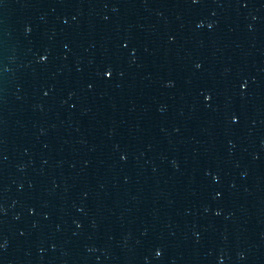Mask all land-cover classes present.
Returning a JSON list of instances; mask_svg holds the SVG:
<instances>
[{"label":"water","instance_id":"obj_1","mask_svg":"<svg viewBox=\"0 0 264 264\" xmlns=\"http://www.w3.org/2000/svg\"><path fill=\"white\" fill-rule=\"evenodd\" d=\"M0 264H264V0H0Z\"/></svg>","mask_w":264,"mask_h":264},{"label":"snow or ice","instance_id":"obj_2","mask_svg":"<svg viewBox=\"0 0 264 264\" xmlns=\"http://www.w3.org/2000/svg\"><path fill=\"white\" fill-rule=\"evenodd\" d=\"M194 2H195V0H194ZM41 59H42V60H46L47 57L42 56ZM112 74H113V73H112V70H111V69L105 70V72L103 73V75L108 76V77H111ZM242 87H243V85H242ZM205 99H206V100H210L211 97H210V96H206ZM236 119H237L236 117H233V120H234V121H236ZM158 254H159V253H158Z\"/></svg>","mask_w":264,"mask_h":264}]
</instances>
